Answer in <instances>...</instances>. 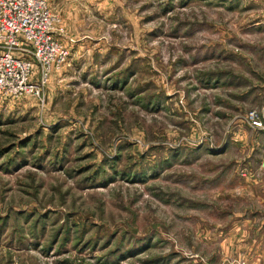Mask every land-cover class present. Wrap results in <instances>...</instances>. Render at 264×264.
Wrapping results in <instances>:
<instances>
[{"label":"rangeland","instance_id":"1","mask_svg":"<svg viewBox=\"0 0 264 264\" xmlns=\"http://www.w3.org/2000/svg\"><path fill=\"white\" fill-rule=\"evenodd\" d=\"M66 65L0 95V264H264V0H47Z\"/></svg>","mask_w":264,"mask_h":264},{"label":"built area","instance_id":"2","mask_svg":"<svg viewBox=\"0 0 264 264\" xmlns=\"http://www.w3.org/2000/svg\"><path fill=\"white\" fill-rule=\"evenodd\" d=\"M61 19L47 0H0V95H35L69 59L60 40ZM253 129L264 130V105L244 114Z\"/></svg>","mask_w":264,"mask_h":264},{"label":"crops","instance_id":"3","mask_svg":"<svg viewBox=\"0 0 264 264\" xmlns=\"http://www.w3.org/2000/svg\"><path fill=\"white\" fill-rule=\"evenodd\" d=\"M54 72H56V71H54ZM54 72H53V73H54ZM53 73H52V74H53ZM52 74H51V75H52Z\"/></svg>","mask_w":264,"mask_h":264}]
</instances>
